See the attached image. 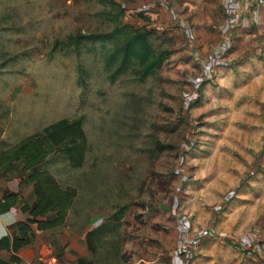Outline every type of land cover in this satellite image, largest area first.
<instances>
[{"label":"rangeland","instance_id":"1","mask_svg":"<svg viewBox=\"0 0 264 264\" xmlns=\"http://www.w3.org/2000/svg\"><path fill=\"white\" fill-rule=\"evenodd\" d=\"M116 1L135 28L161 23L150 28L151 40L171 54L154 77L142 81L129 72L111 83L109 42L69 45V36L113 30L98 0H0V153L63 119L80 120L87 137L81 167L59 152L42 164L77 199L64 226L36 231L23 251L27 263L18 264H230L224 259L237 252L252 256L251 244L264 233V177L256 179L260 172L252 170L258 159L247 173L222 172L231 168L224 152L233 156L223 139L230 102L215 100L209 81L197 89L202 68L184 45L186 29L166 27L161 6L153 21L141 18L147 15L138 6L163 0ZM170 1L188 25L194 52L213 51L221 35L208 22L223 16L219 2ZM30 113L33 124H24L20 117ZM20 173L16 165L7 178L23 179L22 202L34 206L36 196ZM239 210L241 218L232 220ZM7 233H17L15 224ZM210 246L218 247L214 254L199 256ZM224 246L231 247L227 257Z\"/></svg>","mask_w":264,"mask_h":264},{"label":"crops","instance_id":"2","mask_svg":"<svg viewBox=\"0 0 264 264\" xmlns=\"http://www.w3.org/2000/svg\"><path fill=\"white\" fill-rule=\"evenodd\" d=\"M217 1L221 6L220 8L223 12V16H219V22L215 19L214 22L208 23L211 27H215L219 30L221 38L215 46H212L214 49L213 51L209 52V48L200 50L202 55L194 52V50H197L193 44V40L189 39V36H192L188 29V25L183 24L179 10L176 7L177 5H173L170 0H163L159 5L143 3L138 6V12L146 11L144 15H147V17L141 18L149 23L151 19L153 21V17L155 16L154 13H156V16L159 14L157 11L160 7L158 8V6H161L159 11L162 12V16H165L169 22L166 27H175V25H179L182 30L186 29L188 31V33L183 35L186 39L184 45H189L190 50L188 51L192 56L194 55L199 69L202 68V72L198 74V77L196 78L197 89H199L202 84L209 81L208 83L211 82L213 85L212 93L214 94V98H217L215 100L227 98V101L230 102L231 110L229 111V116H223V126H228L229 128L226 127L227 129L225 132H227V130H230V132L228 134L226 133L223 139L224 141H229V144L233 146L232 148H228L229 150H233V156H230V153L224 152L222 159L224 161L228 160L231 168H226L222 172L247 173L250 169L249 167L253 166L251 165L253 163L252 161L258 159L257 164L252 167V170L260 172V175L255 177L256 179H262L264 177L261 175L264 173V7L250 0ZM165 11L167 14L164 13ZM148 25L144 26L149 30L152 26L158 30L159 27H162L161 23L156 22L152 23L151 27ZM202 36L203 35L200 37L202 38ZM211 53L212 55L210 56ZM31 117L32 113L27 117H20V119L22 118L24 124H33V118ZM231 125L236 126L231 128ZM235 130L237 131L233 132ZM241 134L244 143L242 142ZM32 135L34 134L26 136L20 142ZM236 141L239 142V150H234L237 147L235 144ZM242 147L243 149H241ZM2 153H0V155ZM236 164H238L239 168L234 166ZM16 165L19 166L20 174L25 176L24 183L26 184L27 181L29 185H31L32 192L34 193L33 184L28 180L30 172H22L23 164L21 162L14 163L7 169H2L0 171V199L9 194H16L19 197L16 206L12 207L9 212L0 214V239L8 236L7 230L10 225L18 222H25L31 218L29 212L25 213L22 211L24 205H28L31 208L33 207L26 202H22L20 192L22 186H24L22 185L23 179L18 176L17 178L12 179L7 178V173L11 172ZM254 185H258V183L256 182ZM260 187L259 189H261ZM72 208L70 209L69 215ZM241 211L242 210L232 213L230 218H232V220L235 218H241L239 217V215L242 214ZM33 229H35L36 235V231L38 230L35 225L33 226ZM238 232L243 233L241 230H238ZM259 234L260 237H256V242L251 244L254 249H252L253 253L250 254L253 257L248 255L244 256L237 252L236 255L225 258L224 261L227 259L226 262L229 261L231 262L230 264H251V261L249 263L247 262V259H249L253 260L254 264H264V233L259 232ZM35 241L36 237L34 236L31 244L24 246L21 251L17 253L20 259L24 262L26 261V263L27 260H25L23 251L25 250V247H30ZM185 245H188V242L183 246ZM246 246V244H242L239 249L243 251L246 249ZM188 249L189 248H183V252L189 253L190 251ZM210 249L211 250L205 252L207 254L200 251L199 256L202 255L201 257L208 258L210 257L208 254H214L218 247L214 246L211 248L210 246ZM221 249L225 251L227 257V252L230 251L231 247L224 246ZM190 253L189 257L191 255ZM26 254L32 253L28 250L26 251ZM27 259L30 261L31 258Z\"/></svg>","mask_w":264,"mask_h":264},{"label":"trees","instance_id":"3","mask_svg":"<svg viewBox=\"0 0 264 264\" xmlns=\"http://www.w3.org/2000/svg\"><path fill=\"white\" fill-rule=\"evenodd\" d=\"M98 1L105 6L101 14L112 23L113 30L102 35L69 36V45L78 47L86 40L109 42L112 47L106 58V69L110 72L111 83L129 72L142 81L157 75L171 52L155 49L151 40L152 31L147 27L135 28L126 23V9L122 4L116 0ZM86 150L87 137L82 122L63 119L0 155V171L14 163L23 164L22 172H30L28 180L33 184L37 197V203L32 208L28 205L22 207V211L29 212L31 218L15 224L17 233L13 237L8 235L0 239V253L10 254L8 259L0 258V264L21 263L17 253L33 241L34 225L38 231L54 230L65 225L70 209L77 199V191L73 188H62L52 174L42 171L40 167L53 152L64 154L73 167H81ZM18 201L16 194L0 199V214L9 212ZM90 235L92 232L88 237ZM79 264L91 263L81 259Z\"/></svg>","mask_w":264,"mask_h":264},{"label":"built area","instance_id":"4","mask_svg":"<svg viewBox=\"0 0 264 264\" xmlns=\"http://www.w3.org/2000/svg\"><path fill=\"white\" fill-rule=\"evenodd\" d=\"M250 1H253V2H256L257 4L261 5L264 7V0H250ZM186 244V243H185ZM183 246V245H182ZM188 245H185L184 247H187Z\"/></svg>","mask_w":264,"mask_h":264}]
</instances>
